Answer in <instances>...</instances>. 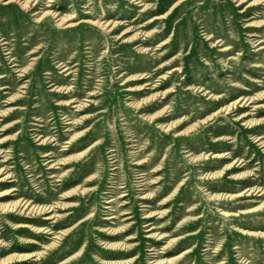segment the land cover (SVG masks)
<instances>
[{
    "label": "rangeland",
    "instance_id": "1",
    "mask_svg": "<svg viewBox=\"0 0 264 264\" xmlns=\"http://www.w3.org/2000/svg\"><path fill=\"white\" fill-rule=\"evenodd\" d=\"M3 1L0 264H264V0Z\"/></svg>",
    "mask_w": 264,
    "mask_h": 264
},
{
    "label": "bare ground",
    "instance_id": "2",
    "mask_svg": "<svg viewBox=\"0 0 264 264\" xmlns=\"http://www.w3.org/2000/svg\"><path fill=\"white\" fill-rule=\"evenodd\" d=\"M10 0H4L3 1V3H7V2H9ZM18 2H19V4L21 5V7H23V8H25L26 6H28L27 4H28V0H18ZM51 11V10H50ZM45 12V11H44ZM43 12V13H44ZM43 13L41 14V16L43 15ZM51 13L56 17L55 18V20H56V23L57 24H61L62 22H63V20H65V19H67L69 16H59L55 11H51ZM156 16H159V15H156ZM83 21H88V22H90V23H97V24H100L102 27H104L105 26V23L103 22V21H101V20H99L98 18H96V19H83ZM63 24V26L64 27H66V26H71V25H74V24H76V22H72V21H66L65 23L63 22L62 23ZM110 27H108V29H109ZM14 64V63H13ZM110 201V200H109ZM109 201H106V202H109ZM110 205H105V207L107 208V209H109L110 207H109ZM107 212V211H106ZM107 217H113V215L111 214V215H108V216H106L105 218H107ZM41 228V227H40Z\"/></svg>",
    "mask_w": 264,
    "mask_h": 264
}]
</instances>
